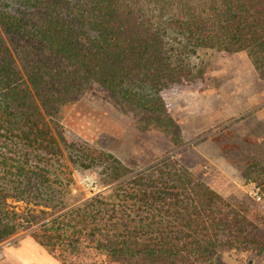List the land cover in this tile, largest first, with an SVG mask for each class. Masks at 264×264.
<instances>
[{"label":"trees","instance_id":"16d2710c","mask_svg":"<svg viewBox=\"0 0 264 264\" xmlns=\"http://www.w3.org/2000/svg\"><path fill=\"white\" fill-rule=\"evenodd\" d=\"M0 35V243L36 225L31 238L62 264H210L231 249L264 260L258 162L244 178L262 201L225 199L165 158L70 207L65 157L114 180L130 170L55 119L98 84L168 127L163 92L203 77L201 50L246 52L264 75V0H0Z\"/></svg>","mask_w":264,"mask_h":264},{"label":"rangeland","instance_id":"374dc122","mask_svg":"<svg viewBox=\"0 0 264 264\" xmlns=\"http://www.w3.org/2000/svg\"><path fill=\"white\" fill-rule=\"evenodd\" d=\"M201 62L205 65L202 78L163 92L168 127L158 126V114L137 110L98 84L88 85L61 108L55 119L68 136L94 150L110 152L130 170L128 176L114 180L101 164L81 170L65 157V171L72 179L67 194L70 207L108 196L119 183L165 158L186 167L225 199L251 195L250 187L257 185L247 182L244 172L253 162L264 167V75L246 52L221 56L201 50L196 63ZM9 203L18 212H34L47 220L53 217L22 201ZM35 226L0 243V250L23 246L37 251L36 264H62L31 238ZM250 254L222 250L210 264H264L262 258ZM70 264L79 262L73 258Z\"/></svg>","mask_w":264,"mask_h":264},{"label":"crops","instance_id":"0c3cea01","mask_svg":"<svg viewBox=\"0 0 264 264\" xmlns=\"http://www.w3.org/2000/svg\"><path fill=\"white\" fill-rule=\"evenodd\" d=\"M1 249V248H0ZM0 250V254L3 251V255L0 256V264H36V250L27 251L23 246L21 248H3ZM48 264H56V262L48 261Z\"/></svg>","mask_w":264,"mask_h":264},{"label":"built area","instance_id":"2783aa9c","mask_svg":"<svg viewBox=\"0 0 264 264\" xmlns=\"http://www.w3.org/2000/svg\"><path fill=\"white\" fill-rule=\"evenodd\" d=\"M250 193L251 195L256 198V200L260 201L262 199V195L260 193V189L257 186H251L250 187Z\"/></svg>","mask_w":264,"mask_h":264}]
</instances>
